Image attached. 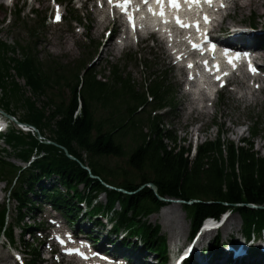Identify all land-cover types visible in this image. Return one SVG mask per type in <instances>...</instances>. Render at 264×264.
<instances>
[{
	"label": "trees",
	"instance_id": "obj_1",
	"mask_svg": "<svg viewBox=\"0 0 264 264\" xmlns=\"http://www.w3.org/2000/svg\"><path fill=\"white\" fill-rule=\"evenodd\" d=\"M65 67L69 66H52L39 60L33 40L25 44L16 40L13 46L0 40L3 109L9 110L12 103L24 108L23 120L57 145L41 144L30 134L12 131L5 137L12 156L27 161L35 154L37 159L26 171L0 160V178L10 183L18 177L20 187L24 182L30 192H34L41 177L55 172L63 180L87 186L90 180L81 167L87 166L116 189L134 192L129 195L108 191L109 208L118 204L120 210L114 213L120 224L139 227L149 248L161 241L158 227L142 223L141 219L158 212L164 205L159 198L198 201L183 205L194 229L204 219L218 218L228 210L238 213L247 235L252 228L258 231L264 227V209L249 207H264V157L253 150L251 129L250 138L243 139L240 145L224 140L221 134L206 140L190 159V148H177V136L164 128L162 117L151 119L145 115V93L129 74L125 75V70L112 65L110 76L104 77L101 71L86 69L84 62ZM149 85L157 101L171 102L166 98L169 87L157 81ZM60 147L75 161L69 160ZM121 159L124 165L110 164ZM94 183L97 192L104 191ZM148 184L156 187V193ZM46 197L68 215L78 211L68 194L52 191Z\"/></svg>",
	"mask_w": 264,
	"mask_h": 264
},
{
	"label": "rangeland",
	"instance_id": "obj_2",
	"mask_svg": "<svg viewBox=\"0 0 264 264\" xmlns=\"http://www.w3.org/2000/svg\"><path fill=\"white\" fill-rule=\"evenodd\" d=\"M82 1V0H81ZM0 8L2 11H0V26L2 29V32H0V40L7 42L9 45L13 46L14 41L18 39L22 40L25 39V36L23 33L20 32V30L11 31L10 30V23L7 20L10 15V8L0 5ZM37 10L41 12L43 16H46V28L44 30V34L40 37V46L39 50L45 51L53 56H56L61 59H65V61L75 60L79 57L81 52L83 51L84 54L89 53V48L85 47L82 44V41L84 38L79 34L74 33V25H67L66 27L59 28H51L47 24H49L48 18L50 13V8L48 4V0H44L42 4H40L37 7ZM251 10L245 9L240 12L239 6L235 8L234 11H231V20H229L228 26L232 24V22L237 23H243L245 24L247 22V18L251 14ZM255 13L257 15H260L263 13V10L261 8H258L255 10ZM26 14V12H24ZM225 23V25H227ZM248 24V23H246ZM256 26L258 28H264V21L258 19L256 21ZM224 25V26H225ZM91 30L87 31L89 37L91 36L94 41H101V37L103 36V32L105 28L98 27L94 21H91L90 23ZM79 46H81V50L79 49ZM149 49V48H148ZM127 50H124V52L121 53L120 50H117L113 47L110 48L108 51V48L104 47L102 48V54L100 60L95 64L96 70H101L102 68L107 67V65H112L117 62V60L122 57ZM134 51V50H133ZM156 52L155 50H153ZM94 54H92L91 59H93ZM64 61V62H65ZM108 62V64L106 63ZM161 65L165 66V69H169L164 63L163 59L160 57ZM123 63V62H122ZM124 64V63H123ZM129 70L132 71V77L136 82L141 81L140 70L135 69L134 67H130ZM171 74L173 76V71L171 70ZM19 83L23 85V82L19 80ZM1 97V93H0ZM224 101L217 102L215 109L213 107L202 109L201 113L199 115L193 114L190 116L188 112H190L191 108L190 106L184 107L179 106L176 114H178V117L175 119V122L173 124L172 129L176 131V136L178 138L177 140V148L184 147L187 149L188 145H190L192 148L195 145H199L203 143L206 140H211L216 137V135L219 133V127L222 128L221 130L225 132L224 139L228 141H232L234 144L238 145L240 142L239 140L248 138V129L252 126V122H261L264 123V108H255L253 112H251V109L247 114L241 113V110H238L233 105L232 101L228 99L227 96L223 95ZM179 102H182L184 100H187L188 98L183 97L181 94L178 95ZM1 104V102H0ZM14 104V103H12ZM15 105V104H14ZM12 111V112H11ZM263 113H261V112ZM11 113L14 114V116L17 119L22 120V118L25 115V110L21 108L20 106L17 107V110L12 108L10 110ZM218 112V115L220 114L222 116L215 118L212 120V123H210V120L212 118V114ZM198 116V118L202 119L200 124H194L195 117ZM236 124L240 127L236 129ZM264 125V124H263ZM261 125L260 129H264V126ZM198 134V137H197ZM3 146L1 140H0V146ZM170 145V144H169ZM254 145V151L258 152L259 155L264 156V130L261 132L259 137L255 138L253 141ZM191 154V153H190ZM192 157V154L190 155V159ZM14 163L16 165H22V163L18 162L17 160H14ZM111 165H124L123 159L121 160H113L110 162ZM25 166V165H24ZM107 182V181H105ZM108 184H111L107 182ZM112 185V184H111ZM2 185H0V190L2 189ZM100 200H104L103 196L100 197ZM11 210L14 212L15 204L11 203ZM171 205V208H166V211L169 210L167 215L160 216V212L162 213V210L165 208H162L156 215V218L153 219V216H150L148 218V222L152 225H159L160 228V235L166 236L168 242L171 240H174L176 244H178L179 247L185 246L188 242L185 241L187 237L190 234L191 226L188 218L186 217L185 213L183 212V209L181 208V205L177 204H168ZM167 205V206H168ZM117 208V206H116ZM159 215V217H158ZM14 217V216H13ZM239 228H240V218L237 214L232 213V216L229 218L228 225L225 231L219 233V236H231V238H238L239 236ZM227 231V232H226ZM19 230L15 231V240L18 243L19 239ZM213 237V236H212ZM27 239V237H26ZM223 239V238H222ZM3 241V239H0V244ZM31 243V241L29 240ZM210 241L203 240V247L208 246L210 244ZM0 264H12L11 256H10V250L5 247L0 246ZM42 258H47V254H42Z\"/></svg>",
	"mask_w": 264,
	"mask_h": 264
},
{
	"label": "bare ground",
	"instance_id": "obj_3",
	"mask_svg": "<svg viewBox=\"0 0 264 264\" xmlns=\"http://www.w3.org/2000/svg\"><path fill=\"white\" fill-rule=\"evenodd\" d=\"M171 204H173V203H171ZM174 204H175V203H174ZM165 207L170 209V208H171V205H168V206H165ZM166 208L162 210V213L160 212V216H164V215H167V214H168L169 210L166 211ZM156 216H157V215H154V216H153V219H155ZM158 217H159V215H158ZM225 226H226V225H225ZM225 226H224V231H225L226 228H227V227H225ZM226 232H227V231H226ZM202 238H203V237H201V239H202Z\"/></svg>",
	"mask_w": 264,
	"mask_h": 264
},
{
	"label": "water",
	"instance_id": "obj_4",
	"mask_svg": "<svg viewBox=\"0 0 264 264\" xmlns=\"http://www.w3.org/2000/svg\"><path fill=\"white\" fill-rule=\"evenodd\" d=\"M151 188H152L154 191H156V188H155V186L151 185Z\"/></svg>",
	"mask_w": 264,
	"mask_h": 264
}]
</instances>
